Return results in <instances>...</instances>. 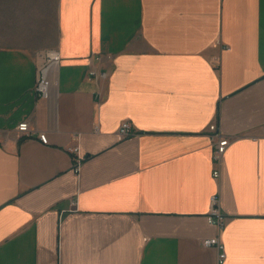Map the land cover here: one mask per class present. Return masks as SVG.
Here are the masks:
<instances>
[{"label": "crops", "instance_id": "obj_1", "mask_svg": "<svg viewBox=\"0 0 264 264\" xmlns=\"http://www.w3.org/2000/svg\"><path fill=\"white\" fill-rule=\"evenodd\" d=\"M210 238L264 264V0H0V264H219Z\"/></svg>", "mask_w": 264, "mask_h": 264}, {"label": "built area", "instance_id": "obj_2", "mask_svg": "<svg viewBox=\"0 0 264 264\" xmlns=\"http://www.w3.org/2000/svg\"><path fill=\"white\" fill-rule=\"evenodd\" d=\"M42 58L40 60V63L37 65V80L35 85V92L41 96L46 97L48 93V89L50 86V80H49V72L52 68L56 66V64L59 61V56L56 51L49 50L41 52L40 55ZM89 77H94L96 79H105L106 73L105 72H98L96 73L93 70L88 71ZM17 130L20 134L24 136H30V129L27 122H22L17 126ZM210 131H215V126L210 127ZM117 135L119 139H126L135 136V133L132 131V128L128 122H122L118 128H117ZM37 139L42 144H47V136L43 132H38L36 135ZM218 137V140L216 143L213 144V151H212V161L214 163H218L221 160V157L223 156L225 149L228 145V140L222 137H219V134H214L212 137V140ZM69 152L73 155V170L75 173L80 172L82 161L84 160V156L79 153L78 146H74L68 149ZM214 177L218 176L217 170H215L213 173ZM211 210L209 215L207 216V223L210 225H214L219 229H222L225 224V218L221 216L219 213L218 208L216 207V197H211ZM202 245L204 247H216L219 251V264H222L225 260V253H224V247L219 242L217 238H210L202 241Z\"/></svg>", "mask_w": 264, "mask_h": 264}]
</instances>
